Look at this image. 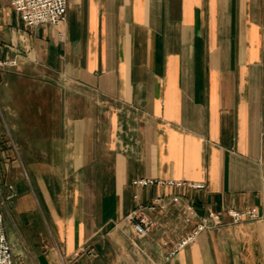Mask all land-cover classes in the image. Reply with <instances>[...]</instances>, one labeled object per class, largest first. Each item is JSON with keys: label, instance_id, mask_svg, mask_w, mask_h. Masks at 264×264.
Returning a JSON list of instances; mask_svg holds the SVG:
<instances>
[{"label": "crops", "instance_id": "obj_1", "mask_svg": "<svg viewBox=\"0 0 264 264\" xmlns=\"http://www.w3.org/2000/svg\"><path fill=\"white\" fill-rule=\"evenodd\" d=\"M66 4L62 23L26 27L0 0L14 264H264V0ZM154 200L138 237L124 218ZM209 212L221 224L179 248Z\"/></svg>", "mask_w": 264, "mask_h": 264}, {"label": "built area", "instance_id": "obj_2", "mask_svg": "<svg viewBox=\"0 0 264 264\" xmlns=\"http://www.w3.org/2000/svg\"><path fill=\"white\" fill-rule=\"evenodd\" d=\"M12 8L19 14L22 23L26 27H36L40 25L56 26L62 23L66 15V0H11ZM14 62H0V66L12 65ZM262 127L260 133L261 152L264 154V110L261 116ZM157 183L153 180L140 179L133 182L137 188L150 187ZM180 186V184H176ZM194 188H203L202 185L192 186ZM176 202V199H174ZM161 205L158 200H154L148 206H140L127 214L124 218L125 222L130 226L134 234L138 237H144L149 234L155 226L150 213H153L160 208ZM226 215L232 219L233 222H240L242 220H253L257 218L256 211L251 209L244 212H237L234 210H227ZM221 224V217L219 214L209 212L206 218L196 226L193 233L185 238L180 244L179 248H183L191 243L193 236L204 229L211 226H218ZM0 264H14L11 246L8 243L5 233L3 216L0 205Z\"/></svg>", "mask_w": 264, "mask_h": 264}, {"label": "rangeland", "instance_id": "obj_3", "mask_svg": "<svg viewBox=\"0 0 264 264\" xmlns=\"http://www.w3.org/2000/svg\"><path fill=\"white\" fill-rule=\"evenodd\" d=\"M11 231L10 225L6 223V232L9 233Z\"/></svg>", "mask_w": 264, "mask_h": 264}]
</instances>
